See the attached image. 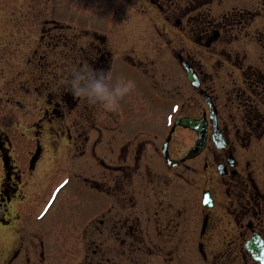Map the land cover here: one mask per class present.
I'll return each instance as SVG.
<instances>
[{
	"label": "rangeland",
	"instance_id": "1",
	"mask_svg": "<svg viewBox=\"0 0 264 264\" xmlns=\"http://www.w3.org/2000/svg\"><path fill=\"white\" fill-rule=\"evenodd\" d=\"M116 4L121 8L118 27L114 29V25L108 24L102 30L103 35L111 36L113 41L106 45L111 55L114 53V69L105 82L115 87L121 81L124 84L132 81L134 87L120 99L114 111L87 101V108L81 107L67 115L70 116L67 123L61 118L56 119L57 127L46 126L38 169L29 175L28 187L20 190L12 204L11 226H0V264L226 262L222 257L228 252L226 239L212 234L207 249L211 257L205 259L198 248L199 238L178 248V235L163 237L165 231L159 232L160 238L149 235L153 228L148 229L146 223L147 217L159 209V202L166 200L174 204L178 195L184 198L189 195L196 200L208 187V182L203 180L206 176L203 165L212 162L211 142L208 151L189 162L188 168L172 169L162 155L163 144L176 118L200 119L209 113L204 99L188 82L175 53L184 50L185 55L190 54L194 66L204 73V86L218 97L221 121L224 81L222 72L214 68L222 60L207 55L192 42V36L182 34L174 24H164L160 14L148 3L141 5V12L135 9L133 1L117 0ZM23 14L30 18V11ZM19 34L16 41L7 43L6 53L11 63L8 61L3 73L0 72V130L15 141L13 146L23 158L21 163L28 166V157H23L25 147L35 149L36 144L30 134L25 137L24 129H32L41 117L49 94L56 92L62 83L73 82L76 69L72 63L83 54L71 53L70 66L68 60L55 53L49 59L55 62V70L40 72L35 67L42 61L39 58L44 51L39 50L33 58L36 43L20 41L29 34L23 26ZM70 45L72 48L74 44ZM61 51L64 52L62 44L56 52ZM63 63L71 68L64 75ZM66 124H70L71 134L64 131ZM81 133L89 135L91 140L84 158L78 156L82 150L76 153L75 149V144L79 147L81 143L77 138ZM99 141L102 184L101 193H96L93 188L98 187L87 186L84 179L94 175L95 163L90 157L93 144ZM195 142L196 136L190 131L178 129L170 146L171 157L180 159ZM17 152H13L15 159ZM191 167L196 169L195 173ZM196 214L200 215L199 206ZM133 216L137 224L132 232ZM168 227L170 224L163 230ZM199 232L200 226L196 238ZM148 241L151 242L149 250Z\"/></svg>",
	"mask_w": 264,
	"mask_h": 264
},
{
	"label": "flooded vegetation",
	"instance_id": "2",
	"mask_svg": "<svg viewBox=\"0 0 264 264\" xmlns=\"http://www.w3.org/2000/svg\"><path fill=\"white\" fill-rule=\"evenodd\" d=\"M11 1L13 0H0L1 73L10 61L6 53L7 43L16 41L22 26L29 34L20 41L36 43L37 49L33 52V58L34 54L40 52L39 50L44 51L39 58L42 61L35 67L40 72L55 70V62H49V59L54 58L55 53L61 54L63 60H68L70 66L71 53L79 52L83 56L79 57V60L75 58L72 63L76 69L73 82H64L56 88V92L49 94L45 108L41 110V117L34 123L32 129H24L25 137L30 134V138L36 144L35 149L25 147L23 157H28V166L21 163L23 158L13 146L15 141L12 142V138L4 136L0 130L1 227L11 226L9 213L12 204L20 190L28 187L29 175L32 176L38 169L43 155L41 140L46 126L57 127L56 119L61 118L62 122L67 123L70 117L67 116L68 114L81 107L87 108L85 106L87 98L84 95H75L73 88L87 87L94 74L93 71L103 70L109 74L114 69V53L111 55L106 45L113 40L111 36L103 35L102 30L108 24L114 25V29L118 27V14L121 10L120 5L116 4L117 0H15V3ZM119 1H133L135 9L140 12L141 5L148 3L160 14L164 24H174L182 34L192 36V42L207 55L222 60L221 65L214 68L222 72L224 81V115L221 121L218 97L214 95L213 90L204 86V73L194 66L190 54L185 55L184 50L175 53L178 62L181 64L178 58H182L198 76L201 92L189 82L187 72L181 64L188 82L205 103L207 104L204 95L211 99L217 113V126H214L210 118V110L200 119L189 116L176 118L163 144L164 149L166 141L170 140L168 151L171 160L175 159L171 157L170 146L173 135L178 129L190 131L196 136L194 146L198 141L196 132L180 126L175 127L176 122L181 118L205 122L206 147L200 155L183 162L178 167L172 168L166 163L172 169L188 168L189 162H194L208 151L210 142L214 146V151L212 162L203 165L206 174L203 180L208 182V187L201 191V196L199 195L196 200H192L189 195L185 198L178 195V200L174 204L166 200L159 202V209L154 208L155 210L146 219L148 229L153 228L149 235L160 238L159 232L163 231H165L163 237L171 238L174 235L175 238L178 235V248H183L188 242L191 243L199 238L200 252L205 259H210L211 253L207 251L210 245L208 241L214 234L218 236L216 238L227 241L228 252L222 256L226 261L224 264H264V0ZM27 10L30 11V18L23 14V11ZM61 44L64 52H56ZM70 44H74L72 48ZM76 44L81 45L77 47ZM135 47L137 48L136 45ZM68 66L63 63V75L70 71L71 68ZM70 127V124L64 125V131L71 134ZM215 129L221 132L224 142L220 149L213 141ZM77 138L81 143L79 147L75 144L76 153L82 150L78 156L84 158L91 144L90 136L81 133ZM97 143L93 144L92 157H90L95 163L94 175L85 178L84 183L87 186L98 187L93 190L101 193L99 187L102 184L103 163L97 150L101 142ZM15 150L17 160L13 156ZM186 153L175 161H181ZM191 171L195 173L196 169L191 167ZM206 195H208L209 208L204 204ZM198 206L200 215L196 214ZM99 222L102 225L103 219ZM136 224L137 220L133 216L130 225L132 232ZM168 224L170 227L163 230ZM198 226L200 232L199 237L196 238ZM151 242L148 241L146 244L148 250Z\"/></svg>",
	"mask_w": 264,
	"mask_h": 264
},
{
	"label": "water",
	"instance_id": "3",
	"mask_svg": "<svg viewBox=\"0 0 264 264\" xmlns=\"http://www.w3.org/2000/svg\"><path fill=\"white\" fill-rule=\"evenodd\" d=\"M178 59L181 62L182 66L185 68V70L187 72V78L190 81V83L198 91L201 92L200 82L198 80V76L196 75V73L194 72L192 67L189 66L186 62H184L182 58L179 57ZM204 98H205V100L209 106L210 118H211L214 126H217V113H216V110L214 109V107L211 103V99L207 95H204ZM18 106H21V105L18 104ZM177 126H180L183 128H188V129L196 132L198 134V141H197L196 145L194 146V148L191 149L181 161H174V160L170 159L169 151H168V146H169L170 140L166 141V143L164 145V149H163V155H164V158L167 161L168 165L170 167H173V168L178 167L183 162L194 159L195 157L200 155L205 150L206 140H207V125L205 124V122L203 120L198 121V120H194V119H190V118H181L176 122L175 127H177ZM172 132H174V130H172ZM213 141L217 144V147L219 149L223 147L224 142H223V139L221 137V132L218 131L217 129L214 130ZM204 204L207 208L210 207L208 195H206L204 197Z\"/></svg>",
	"mask_w": 264,
	"mask_h": 264
},
{
	"label": "clouds",
	"instance_id": "4",
	"mask_svg": "<svg viewBox=\"0 0 264 264\" xmlns=\"http://www.w3.org/2000/svg\"><path fill=\"white\" fill-rule=\"evenodd\" d=\"M90 83L87 87L81 86L73 88L75 95H84L90 103L100 104L108 111H114L119 105V101L123 96L132 90L134 83L128 81L124 84L122 81L115 87H109L105 83L108 74L103 70L93 71Z\"/></svg>",
	"mask_w": 264,
	"mask_h": 264
},
{
	"label": "snow or ice",
	"instance_id": "5",
	"mask_svg": "<svg viewBox=\"0 0 264 264\" xmlns=\"http://www.w3.org/2000/svg\"><path fill=\"white\" fill-rule=\"evenodd\" d=\"M67 183V181H65V184ZM57 191H59V190H57Z\"/></svg>",
	"mask_w": 264,
	"mask_h": 264
}]
</instances>
